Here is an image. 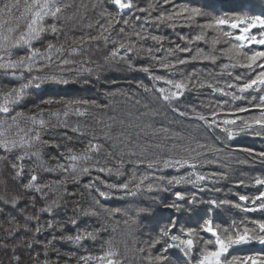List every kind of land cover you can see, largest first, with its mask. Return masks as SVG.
Wrapping results in <instances>:
<instances>
[{"label": "trees", "instance_id": "1", "mask_svg": "<svg viewBox=\"0 0 264 264\" xmlns=\"http://www.w3.org/2000/svg\"><path fill=\"white\" fill-rule=\"evenodd\" d=\"M5 2H8V0H0V6H3ZM26 2L30 3L31 0H19V8L13 9L10 16L5 15L2 17L6 21L4 25L5 35L15 38L24 30L26 21L21 20L20 17ZM60 4L62 12L60 19L56 23L58 26H62L63 31L58 34L45 33L42 40L34 43L33 46L43 51L46 46L41 43L46 45L47 42L53 41V44L57 47L62 45L65 51L62 55L54 54L53 60L56 63H59L62 59L71 61L67 66H62V69L65 77L73 80L74 83L67 86H45L32 90L19 105L12 109L10 114H0V119L7 121L5 129L9 138L19 140L21 136H34L36 131H39L41 133V140L48 142L47 145L33 143L31 148L15 149L11 153H5L3 150H0V157H7L6 160L0 161V196L8 200H11L13 197H19V202L16 205L0 202V209L3 210L0 212V244L6 243L9 245L7 249L0 247V264H15V257H20L21 264H45V262L47 264H84L81 257L88 256L89 253L86 254V252L89 251L92 252L91 255L93 256L102 254L101 245L108 239H112L113 246L119 250V258L123 260V264H148L145 257L149 253L147 251L141 253L138 250L143 247L148 248L146 242L150 239L148 235L151 229V203H155L158 199L157 197L150 198L148 191H141L133 201L132 210H127V216L122 214L114 215L118 218L116 224H112L116 219L112 221V216L106 213H101L99 217H84L82 215L84 210L92 207H95L98 212L101 211L99 206L94 205V198L99 199L100 204L105 208L113 209L120 208L124 203L126 204L128 198L132 196L125 197L122 194L123 191L113 190L111 199L107 201L101 199L95 189L99 188L100 191H108L101 181L106 184H114V181L123 183L127 181V177L117 176L114 171L112 174L107 172L102 173L98 171L99 168H119L112 162L117 163L121 155V159L124 158L125 160L123 168L128 170L132 165H136L140 170L138 176H141L150 174L151 172L146 166L147 161L157 158L165 159L163 152L158 155L155 154L154 143L148 147V144L151 143L149 131L147 132L149 117L156 113L157 108L151 102L150 81L144 82L140 78L139 73L133 68V64L138 60H144L145 56L141 51L139 54L135 52L129 53L123 59L110 56V53L115 47H118L119 42H123L124 38L126 39L125 42L129 40L134 42L139 49L140 43L145 39L138 40L133 35L134 32H137L134 26L139 25L141 29L143 28V31L138 29L143 33L147 29V26L145 24L135 25L133 23L132 25L130 23L128 25H123V23L116 24L110 30V37L113 43L115 40L118 41L119 38L117 43L111 45H115L114 47L106 48L101 41H98L91 43L87 48L78 53H70L68 49L72 41L68 44L62 41V39H68L67 35L64 34L65 26L70 25L72 22L75 23L74 25H84L86 29L78 37L86 35L94 36L100 31L101 25L106 26V19L102 16V13H110L121 21L128 20V18L122 15L120 18L117 14V9L113 7L115 9L113 10L107 0H60ZM63 5H68V7H63ZM76 13L78 17L73 19V15ZM53 22L50 18L46 21L47 24ZM17 24L20 26L19 29L9 33L8 28L16 29ZM121 27L124 28L123 33L119 31ZM161 31H165V29L161 28ZM21 51L24 53L19 54ZM26 54L24 50H16L13 53V58ZM120 55L124 56V53L121 52ZM129 64L132 65L131 68ZM85 69H91V71H85ZM60 70L55 66L45 69V71L57 72ZM246 72V69L227 68L221 76L210 83L217 88H224L225 92H233L238 96L239 92L237 89H230L227 85L245 82L243 74ZM38 74L40 73H32V75ZM0 75L5 80H0V90L3 91H8L12 87H16L24 82L2 71H0ZM25 76L28 77V74L25 73ZM237 76L241 77L240 81L235 80ZM254 76L255 73H252L250 79L254 78ZM141 83L147 86L150 91L145 92L139 86ZM208 90L211 94L223 99L226 112L251 116L255 113L253 109H257L255 104L238 103L231 95H222L219 92H214L212 88ZM72 100H95L97 104L107 105L108 107H90L83 115L70 112L65 117L63 115V104ZM49 101H53V103H48ZM239 108H247L249 110L247 112H237L236 109ZM58 110L61 112L59 119L48 114L49 112H56ZM41 111L44 113L42 118L46 122L45 128H40L38 124L34 125L28 119L34 114L38 115ZM81 112H83V109H81ZM17 113H23V116L17 117V123L14 124L11 117L16 116ZM216 119L218 122V118ZM65 124L67 125L66 127L64 126ZM8 125H11V127H8ZM77 127L79 131H73ZM119 135L128 137L130 141L129 151L126 152L123 145V152L120 155L112 149V146H116L117 144L118 146L122 145ZM90 142L102 145L100 151L98 153H90L91 158L87 161L82 160L77 162L78 168H88L89 172L83 173L79 170L72 172L69 170L68 173H65L62 170H44L45 168H55L57 164H64L65 167H68L70 163L66 159L68 150L71 149L75 154H80L87 149ZM55 145H59V147ZM202 145L201 153L194 160L197 164L196 170L203 173H218L223 167L222 156L225 152L223 139L217 136V131H215L204 138ZM25 151L29 153L40 151L42 153V160L45 162L43 167H41L40 159L35 156L25 157L23 161H18L17 157ZM173 151L174 155H179L180 148L176 146L173 148ZM226 152V159H229L231 154L235 153L232 151ZM125 154L126 157H124ZM140 161H144L145 163H140ZM13 163H23L24 172L22 176L15 177V172L11 168V164ZM32 174L38 176L39 184L50 185V187L43 189V194L35 191H26L22 187V185L28 182ZM107 174H109V177H105ZM93 178H97L98 181L95 182ZM61 181L63 183H58ZM93 182H95L94 188L89 189L86 187V185ZM245 185L246 183L242 186ZM190 188L196 190L198 187L192 185ZM178 191L182 192L181 189L176 190V192ZM53 201H55L57 207H54L51 213L39 214V223L44 230L34 235L37 224L34 221H26L25 216L37 215L40 208L52 204ZM180 203L183 205L181 209L183 217L193 212L185 204V201H181ZM137 208H148L150 209V214L142 213L141 219H138L139 217H136ZM166 212L167 214H171L172 210L166 209ZM132 217L138 219L141 230L147 236L145 240L139 241L137 239V236L142 234L137 225L127 227L128 231L122 229L123 226H127L124 223L125 220L132 223ZM172 217L168 216L166 225L170 223L169 220L171 221ZM72 219L77 221L75 225L70 223ZM48 220L55 222L52 229L47 228ZM17 224L21 226V229L27 224L30 231L20 230L14 232L11 236L8 235V230L15 229ZM120 224L124 225L118 227ZM101 227L103 230L100 232L102 236L99 243L91 240H85L84 243H75L67 239H61V237L75 235L81 230L92 231ZM118 231L124 232L121 237L116 235ZM175 233H177V229H173V234ZM21 241L25 243L13 252L11 246L20 245ZM48 241H52V243L45 249L44 245L48 244ZM28 242H32L31 248L27 246ZM104 247L106 248L107 245L104 244ZM160 249L161 244L155 247L154 250L152 248V255H157ZM45 257H47V260L42 262ZM89 264L96 263L95 261H91Z\"/></svg>", "mask_w": 264, "mask_h": 264}, {"label": "snow or ice", "instance_id": "2", "mask_svg": "<svg viewBox=\"0 0 264 264\" xmlns=\"http://www.w3.org/2000/svg\"><path fill=\"white\" fill-rule=\"evenodd\" d=\"M165 3H168L169 0H164ZM112 3L115 6H118V15L122 14L125 9H133L136 6L133 3V0H112ZM20 3L19 0H8L5 2L3 6H0V71L7 73L12 77H16L24 82L20 83L16 87H12L8 91L0 90V114H10L12 109L19 105L25 97L32 90H37L45 86H67L69 84L74 83L73 80L66 78L62 66H67L71 61L67 59H62L59 63H56L53 60V55L58 54L62 55L65 49L63 46L57 47L55 44L49 42L46 48L41 51L39 48H35L33 45L36 42L42 40L45 33L58 34L63 31L62 26H58L56 21L60 19V14L62 12V7L60 4V0H31L30 3H25L23 13L21 14L20 19L26 21V25L23 31L20 34L12 38L9 35L4 34V25L6 21L2 19L5 15H11L13 9L19 8ZM63 7H68V5H63ZM152 7V6H150ZM140 11L147 12L148 9H139ZM219 11V10H218ZM151 13L149 12V16ZM102 16L106 19V26L101 25L100 31L97 35L91 36H81L79 38L73 39L71 45L69 46L68 51L70 53H78L82 51L84 48H87L91 43L103 41L105 43L109 42L111 36V29H113L114 25L123 23V25H128L129 21L127 19L121 21L112 16L110 13H102ZM52 19L54 22L51 24H47L46 21L48 19ZM139 20L140 18L137 17ZM177 19L184 21L187 25L191 26V24L196 23L198 19H203L204 23L199 24V28L201 29L199 34H197L193 40L188 41V44L191 45L193 42L205 41V37L209 32L212 33L211 45L212 49L216 50V46L223 41L228 45L226 48L220 49V54L226 57L229 61L228 64L224 65V68H241L246 69L248 73H255L254 78L249 79L243 83L239 84H229L228 88H236L237 91L243 95L249 90H259L264 89V6L259 9L258 14H252L249 11H241L239 13L228 14L227 12L220 11V14L214 15L210 12L205 11L202 7H182L178 12L174 11L172 14L165 16L161 14L156 17V21L159 22H173L172 26L175 27L174 21ZM145 23H149L150 21L145 18ZM19 24H17L16 29L8 28V32L12 33L19 29ZM255 30V31H254ZM121 33L124 32V28L121 27L119 29ZM143 31V28L141 29ZM133 35L137 37L138 40H143L146 37L141 35V32H134ZM151 39L153 41L160 42L162 40L161 37L152 36ZM258 46L259 50H253L251 46ZM247 49V51H245ZM16 50H24L26 51V55L17 56L13 58V53ZM191 47H180V45H176L175 48L167 49V54L169 56L176 55L177 53H188L191 52ZM123 51L124 56H121L120 53ZM150 55L152 50H146ZM159 51V49H158ZM135 52L139 54L140 49L136 47L134 42L130 40L128 42H119L118 47H115L114 50L110 53V56L120 57L123 59L129 53ZM197 56H193L191 59H197ZM200 59L208 60L213 63L217 60L216 55H203L199 56ZM152 59L159 65L160 68L171 72L173 69L177 68L179 65H185L189 63L187 59H179L177 58L174 62H165L163 59L158 57H152ZM55 66L60 71H45V69L51 68ZM131 68L132 65L129 64ZM140 71L150 73L149 67H143L139 69ZM259 70V71H257ZM85 71H91V69H85ZM40 73L38 75H32V73ZM25 73L28 74V77L25 76ZM152 80L154 82L163 81L168 87L156 88L155 91L159 93V99L164 102L171 103L172 101L178 99L183 95L184 91L189 88V85L192 83L191 76L186 79L181 80H172L166 79L163 76H152ZM236 81H240L241 77H235ZM144 89L145 92L150 91V89L143 85L142 83L139 85ZM199 87H205L204 83H201ZM207 87L212 88L214 92H219L222 95L229 96L231 95L234 99H238L233 92H225L224 88H217L213 84H207ZM174 90V91H173ZM261 104L257 105L261 110L258 116L250 117L247 120H243V127L240 129L241 131L249 130L258 127L260 130L264 131V96L260 98ZM48 103H53V101H49ZM90 107H108L107 105H99L95 100H72L68 102H64L63 104V115L66 117L70 112H75L80 115H83L88 111ZM222 108L223 105H220ZM83 109V112H81ZM179 111V109H175ZM249 109L247 108H239L236 109L237 112H247ZM51 116H55L57 119L61 116V112L58 110L56 112H49ZM181 115H186V113H180ZM44 113L41 111L38 115L34 114L28 119H30L34 125H37L40 128L46 127V122L42 118ZM23 116V113H17L16 116L11 117L12 122L17 123V117ZM38 116L40 117L38 119ZM212 119H209L208 116L203 114L196 113V118L200 121H203L205 125L211 127L212 125L219 126L217 122V117L219 116L218 112L213 111L211 113ZM7 121L4 119H0V150H3L5 153H11L15 149H27L33 146V143H41L47 145V141L41 140V133L36 131L34 136H21L19 140L14 138H9L5 129V125ZM224 125H234L236 124V120L225 119L223 121ZM67 126L66 124L64 125ZM11 127V125H8ZM73 131H79V128L73 129ZM163 131H167V129H163ZM224 131L228 134L229 138L235 135L229 128L225 127ZM259 134V133H258ZM95 139V137H93ZM59 147V145H55ZM199 147H203V145H198ZM102 145L98 143H89L87 149L80 153L75 154L71 149L68 150V155L66 159L70 162L68 167H65L64 164H57L55 168H45V171H56L62 170L65 173H68L69 170L72 172H76L79 170L80 172L87 173L89 172L88 168H78V161H87L89 160L90 153L99 152ZM157 148L162 147V145H156ZM176 147L175 145L173 146ZM185 151H191L190 149H185ZM219 151V150H217ZM251 154V149H245ZM63 155V154H62ZM260 157L264 158V152L258 154ZM35 156L41 161V167L44 165V161L42 160V153L40 151H36L34 153H29L25 151L22 155L17 157L18 161H23L25 157ZM7 157H0V161L6 160ZM140 163H145L144 161H140ZM147 168L151 170L150 174H145L141 176H137L135 173L132 174L130 179L126 182L119 184H106L101 181L102 184L108 189V191H100L99 188H96V192L101 199L105 201L112 198V191H123L126 195L135 196L137 193L141 191L148 192H160L166 191L167 188L165 185L172 187L175 185L181 184H194L199 188L200 182L207 180L209 177L206 175H201L198 172L192 171L188 173L187 176H172L170 178L165 176H157L155 172L160 171L162 168H175L181 169L184 167H189L191 169H196L197 164L193 162V158L191 156L187 158H166V159H155L147 161ZM11 168L15 172V177H20L24 172L23 163H13L11 164ZM123 168V162H120V166L117 169H113L111 167L108 168H99L100 172H107L112 174L115 171L117 176L122 175L121 169ZM217 175V174H213ZM14 177V178H15ZM191 177H195V179H191ZM219 179H225V175L223 173L219 174ZM66 179V178H65ZM75 179V178H74ZM152 181V182H149ZM147 182V183H146ZM63 183V181L58 182ZM241 183H243L241 181ZM255 183L257 185H264V179H256ZM131 185V187H130ZM22 187L26 191H35L43 194V189L46 187H50V185H41L38 183V176L36 174H32L28 182ZM89 189L95 187V182L86 185ZM203 190V189H201ZM186 196L182 192L175 193V200L167 205V207L174 209L176 212H180L183 205L180 203L181 201H185ZM240 201H249L248 196H240ZM0 202L5 204L16 205L19 202V197H13L11 200L6 199L3 196H0ZM94 205L100 207L101 211H96L95 207L89 208L82 212L84 217H99L101 213H106L109 216H114L116 214H122L127 216L128 212L121 208H105L100 204L99 199L94 198ZM197 202V197L193 194L188 197L189 205L195 204ZM259 202V203H258ZM208 203L211 206L220 207L223 205H230V201H220L219 203L216 200H210ZM234 207L241 209L245 212H256L260 211L264 213V192H261L258 196L251 199L250 207H242L241 204H235ZM57 207L55 201L52 204L46 205L43 208L38 210V214L35 216L28 215L25 216V220L28 222H36L37 227L35 228V234L41 233L44 229L40 226L39 223V214L41 213H51L53 208ZM3 210L0 209V212ZM210 211V210H209ZM150 214V209L148 208H137L136 209V217H139L141 214ZM132 223H137V219L132 217ZM54 221L47 222V228L52 229L54 227ZM72 225H75L77 221L72 219L70 221ZM125 224L128 223V220L124 221ZM251 225V226H249ZM173 229H177V234H173ZM21 226L16 225L15 229L8 230V235H13L14 232L20 231ZM23 230L30 231L28 229L27 224L24 225ZM103 230L93 229L92 231L81 230L78 231L75 235H70L66 237H61V239H67L69 241H73L75 243H80L85 240L96 241L100 232ZM199 231L205 234H211L212 239L203 240V247L199 251V258L196 260V264H264V251L258 252L251 255L246 256H233L231 259H228V254L230 250L251 244H259L264 247V219L257 220H243L239 225L235 221L231 223L229 227H223L220 224H216L213 221V218L209 215L207 219H204L203 224L199 227ZM55 239V237H54ZM203 238L198 235V231L196 228L188 227L185 228L183 226L177 227V221L171 220L168 225L164 228L160 229L159 236L150 242H146L148 244V255L145 257L148 264H168V251L171 248H180L183 250L185 257H190L192 250L197 247L200 241ZM170 241V242H167ZM163 246L160 249V252L157 255L151 254V249L154 248L158 244H162ZM23 241H21L20 245L11 246V250L13 252L16 251L18 247L23 245ZM52 241H48V244L44 245L45 249H47L48 245H50ZM104 244L107 247H104ZM101 245V253L100 255H88L81 257V260L84 264H89L91 261L97 262V264H123V260L120 259V252L113 246L112 239H108ZM27 246L29 248L32 247V242H28ZM211 246V247H210ZM0 247L9 248L8 244H0ZM139 252L143 253L145 251L144 248H140ZM46 254V253H45ZM15 264H21L20 257H15ZM47 264V262H45Z\"/></svg>", "mask_w": 264, "mask_h": 264}, {"label": "rangeland", "instance_id": "3", "mask_svg": "<svg viewBox=\"0 0 264 264\" xmlns=\"http://www.w3.org/2000/svg\"><path fill=\"white\" fill-rule=\"evenodd\" d=\"M75 30H76V28H71V31L72 32H74ZM72 32H70L71 35H72ZM158 144H159V142H157V145ZM207 191H210V193H209L210 195L215 196V199L214 200H216L218 203L223 200V196L222 195L221 196H218L219 195V191L218 190L213 191L211 189H208ZM195 204H197V202ZM230 206H229V208H231ZM208 207H209L208 204H200L197 207H195L196 210H197V212H198V214H199L198 219L192 220V219L185 218L184 219L185 226H194L197 229H199V227L202 225V224H200V220H201L202 216L208 211ZM211 214H212L213 221L216 224H220V221H222V222H229L233 218V212L231 210H220V208H219V210H217V211H212ZM142 215L143 214H141L138 219H141ZM221 215H222V217H221ZM138 219H137V223H135V224L134 223H130L128 221L127 227H133V226L137 225L138 228H139V230H140V232H142V234L140 236H137V239L139 241H143V240H145L147 238V236L141 230V228L139 226ZM236 221H240V220H238V218H236ZM249 226H251V225H249ZM154 230H155V227L152 228V226H151V229H150L149 235H148V237H150V239H148L147 242H150L151 240H153L152 232ZM123 233L124 232H122V231H118V233H116V235L118 237H121V235ZM199 236L202 237L203 239L200 241V243L197 245V247L192 250V253H191V256H190L192 259H195L196 257H199V251L203 247V240L212 239V238H210L211 237V234H205L203 232H200V235ZM143 248L145 249V251L148 252V248L147 247H143ZM169 264H172V263H169Z\"/></svg>", "mask_w": 264, "mask_h": 264}, {"label": "bare ground", "instance_id": "4", "mask_svg": "<svg viewBox=\"0 0 264 264\" xmlns=\"http://www.w3.org/2000/svg\"><path fill=\"white\" fill-rule=\"evenodd\" d=\"M243 2L245 4H250L251 3L250 0H241L240 2H238L236 4L243 3ZM227 10H231V7H228ZM76 17H78V14L77 13L73 15V19L76 18ZM74 24L75 23L72 22L70 25L65 26L64 34L67 35V36H69V37H71V38H73V39H76V38H78V36L80 34H82V31L83 30L85 31L86 27L84 25H78V24L77 25H74ZM71 28H76V30L74 32H72L71 31ZM68 30L70 32H72V35L70 34V32ZM61 34H63V33H61ZM101 42L103 44H106L103 41H101ZM23 53L24 52L21 51L19 54H23ZM119 136H120V140L122 142V145L121 146H118V144H117L116 146H112V149H114L115 151H117L118 154L120 155L123 152L122 151V146L123 145H124V150L126 152L129 151V149H130V141L128 140V137L121 136V135H119ZM121 157L122 156L120 155V159H118L117 163L116 162H112V163H114L118 167L120 166V162H123V165H124L125 164V160H124V158L121 159ZM124 157H126V154L124 155ZM121 172H122V175H120V176L127 177L126 180L130 179V177L132 176L133 173H135L137 176L140 174L139 168L136 165H132L131 168L128 169V170H126V169L123 168V169H121ZM114 173H115V171H114ZM111 220L112 221L115 220V221L112 222V224H116L118 222V218L116 216H112L111 217ZM160 221L161 220L159 218H152V220L150 221L152 228H154L156 226V224H158V222H160ZM122 225H124V224H120L118 227H120ZM122 229L123 230L125 229V230L128 231L127 226H123ZM21 230H23V229H21ZM46 260H47V257H45L42 262H45Z\"/></svg>", "mask_w": 264, "mask_h": 264}]
</instances>
